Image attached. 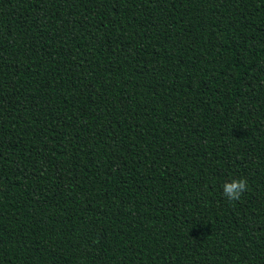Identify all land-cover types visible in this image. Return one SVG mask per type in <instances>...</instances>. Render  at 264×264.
Returning <instances> with one entry per match:
<instances>
[{
  "label": "trees",
  "instance_id": "trees-1",
  "mask_svg": "<svg viewBox=\"0 0 264 264\" xmlns=\"http://www.w3.org/2000/svg\"><path fill=\"white\" fill-rule=\"evenodd\" d=\"M0 264H264V0H0Z\"/></svg>",
  "mask_w": 264,
  "mask_h": 264
},
{
  "label": "clouds",
  "instance_id": "clouds-1",
  "mask_svg": "<svg viewBox=\"0 0 264 264\" xmlns=\"http://www.w3.org/2000/svg\"><path fill=\"white\" fill-rule=\"evenodd\" d=\"M224 194L230 200H239L243 193L248 190V182L246 179L233 180L224 186Z\"/></svg>",
  "mask_w": 264,
  "mask_h": 264
}]
</instances>
